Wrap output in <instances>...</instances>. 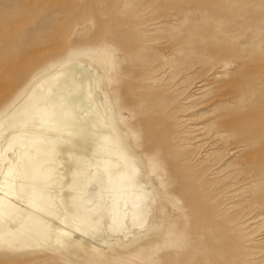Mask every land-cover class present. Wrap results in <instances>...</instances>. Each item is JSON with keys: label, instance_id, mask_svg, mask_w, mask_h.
I'll use <instances>...</instances> for the list:
<instances>
[{"label": "rangeland", "instance_id": "rangeland-1", "mask_svg": "<svg viewBox=\"0 0 264 264\" xmlns=\"http://www.w3.org/2000/svg\"><path fill=\"white\" fill-rule=\"evenodd\" d=\"M70 63L150 197L120 233L83 132L8 139ZM0 123V264H264V0H0Z\"/></svg>", "mask_w": 264, "mask_h": 264}, {"label": "bare ground", "instance_id": "bare-ground-1", "mask_svg": "<svg viewBox=\"0 0 264 264\" xmlns=\"http://www.w3.org/2000/svg\"><path fill=\"white\" fill-rule=\"evenodd\" d=\"M104 48L102 52L103 50H107L105 46ZM95 50L98 54V49ZM93 53H95V51H93ZM101 54L104 55V53L100 52L97 56ZM82 73H86V71L81 70L79 66L74 63L56 67L52 72H48L47 75L45 74L41 79H38V81L31 86L29 91L27 90L30 94L26 95L29 97L26 101L22 103L20 100L18 101V99L22 97L20 96L22 92L17 95L9 107H11V109L13 108L14 112H18V116L21 118L30 117H28L27 122H24V124L20 123L19 128L8 135V139L9 141H14L24 137L23 130L25 127H31L33 131L30 133L32 134H38L37 132L45 127H50V130H53L54 127V129L57 130L59 127L57 128L55 125L56 122H54L57 116L60 118V123L58 122L57 124H59V126L61 125L60 129L65 130V134L83 132V138L86 145H88L87 147L98 156L99 161L104 163L102 166L104 170L103 173L110 176L108 187H112L113 189L110 193H113L112 196L114 197L115 208L109 212L108 217L116 224L115 228L112 229L113 233L116 234L127 230V218L129 216L137 218L142 208L148 204L150 197L148 193L143 190V184L138 180L137 174L132 171L135 165H130L128 154L121 148L120 142L116 138L115 131L109 123L107 113L104 111V105L97 102L100 99L98 98L96 87L92 83L93 76L81 78L79 75H82ZM27 91H25V93ZM79 95H81L79 99L75 102L71 101L72 98L70 97ZM75 105L77 110L73 109ZM9 116L10 113L8 111L4 118L6 119ZM0 125L2 126L1 123ZM93 128L96 129L93 130ZM91 129L93 131H91ZM31 140L37 143L35 137ZM121 167L126 169L122 168L120 170ZM113 169L119 170L112 175L110 173ZM99 178L101 183L102 179L101 177ZM79 183H81L80 180ZM174 200L176 199L174 198ZM176 203L174 205L177 208L178 206ZM121 206L123 207V211L120 209Z\"/></svg>", "mask_w": 264, "mask_h": 264}]
</instances>
